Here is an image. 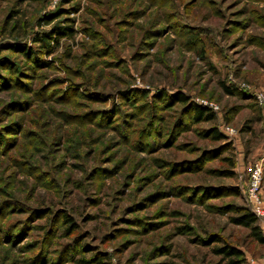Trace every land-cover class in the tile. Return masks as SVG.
Masks as SVG:
<instances>
[{
  "label": "rangeland",
  "instance_id": "1",
  "mask_svg": "<svg viewBox=\"0 0 264 264\" xmlns=\"http://www.w3.org/2000/svg\"><path fill=\"white\" fill-rule=\"evenodd\" d=\"M54 24L72 34L31 42ZM257 92L264 0H0V264H227L221 244L264 257L230 221L255 161L264 205ZM200 102L213 120L192 121Z\"/></svg>",
  "mask_w": 264,
  "mask_h": 264
},
{
  "label": "trees",
  "instance_id": "2",
  "mask_svg": "<svg viewBox=\"0 0 264 264\" xmlns=\"http://www.w3.org/2000/svg\"><path fill=\"white\" fill-rule=\"evenodd\" d=\"M60 15L59 11H54L48 14L41 16L36 24L39 26L50 24L55 18ZM14 27L13 25L11 28ZM72 34L71 27L68 26H58L56 24L50 26L49 30H39L34 34L31 39L32 43H39V47L48 48L49 42H53L56 46L58 44V40L61 37H68ZM28 55L30 53L29 48L22 49ZM26 50V51H25ZM40 64H45V62H39ZM36 65V64H35ZM222 88L227 93H233L234 90L232 88H227L222 85ZM175 101L178 103H186L188 98L181 94H175ZM214 114L213 111L206 106H202L196 103H191V119L193 122L200 121H211L213 120ZM209 137H212L214 140H221L223 136L219 133L214 127H211L208 131ZM62 221L67 225L65 231L71 233L72 229H75L74 224L72 223L70 217L65 214H62ZM258 218L254 216L251 211V208L243 207L237 209L236 213L230 217V221L235 224L246 228L249 232V235L258 243L264 244V236L257 224ZM217 241L216 236H208L206 239L201 240L204 245H209L211 242ZM212 253L218 255L223 260L226 261L227 264H245V257L243 252H241L238 248L231 246L229 244H221L219 246L211 247ZM94 261L99 262L98 259H94Z\"/></svg>",
  "mask_w": 264,
  "mask_h": 264
},
{
  "label": "built area",
  "instance_id": "3",
  "mask_svg": "<svg viewBox=\"0 0 264 264\" xmlns=\"http://www.w3.org/2000/svg\"><path fill=\"white\" fill-rule=\"evenodd\" d=\"M255 103L257 104L259 111L261 113V120L264 132V93L257 92L254 95ZM202 105H208L211 110L215 109L212 104L200 102ZM224 131L231 133L232 129L229 127H224ZM247 171V186L245 197L251 208L252 213L258 219L264 220V205L261 203L260 199V180H261V162L255 161L253 164L249 165L246 169ZM247 264H264V257L257 260L250 258Z\"/></svg>",
  "mask_w": 264,
  "mask_h": 264
},
{
  "label": "crops",
  "instance_id": "4",
  "mask_svg": "<svg viewBox=\"0 0 264 264\" xmlns=\"http://www.w3.org/2000/svg\"><path fill=\"white\" fill-rule=\"evenodd\" d=\"M263 236H264V234H263Z\"/></svg>",
  "mask_w": 264,
  "mask_h": 264
}]
</instances>
